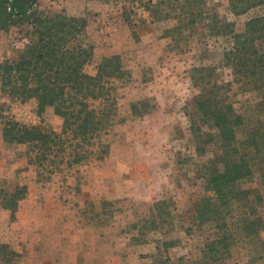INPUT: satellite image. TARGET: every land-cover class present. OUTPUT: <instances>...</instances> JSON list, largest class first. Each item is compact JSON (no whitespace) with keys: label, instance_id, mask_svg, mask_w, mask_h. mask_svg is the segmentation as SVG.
Wrapping results in <instances>:
<instances>
[{"label":"rangeland","instance_id":"1","mask_svg":"<svg viewBox=\"0 0 264 264\" xmlns=\"http://www.w3.org/2000/svg\"><path fill=\"white\" fill-rule=\"evenodd\" d=\"M205 1L212 12L234 22L238 32L248 20L264 15V7L235 16L232 0ZM149 2L41 0L40 10L47 14L88 20L85 41L94 47L88 74L95 76L104 58L117 55L127 75L115 83L113 123L102 136L109 147L103 160L95 153L69 166L68 150L63 164L32 165L27 146L5 142L0 122V264H161L167 256L156 258L158 241L170 236L180 240L168 252L170 258L200 256L209 228L191 234L185 229L192 226L195 204L205 195L200 170L215 158L217 147L210 144L199 154L194 142L188 112H195L193 97L200 90L191 81V70L214 66L219 82H233L232 70L223 64L231 42L202 30L175 40L167 32L177 22L154 21L146 10ZM29 40L27 28L1 33L0 64L19 60ZM1 91L0 83L6 117L62 131L63 120L52 109L41 116L35 99L22 102ZM231 102L248 127L264 120V88L247 91L233 84ZM23 186L27 195L15 208L17 188ZM251 187L264 194L261 183ZM162 201L172 213L174 229L168 224L164 229L170 236L141 234L136 225ZM259 212L264 218V205ZM224 264H264V230L260 242L234 246Z\"/></svg>","mask_w":264,"mask_h":264},{"label":"trees","instance_id":"2","mask_svg":"<svg viewBox=\"0 0 264 264\" xmlns=\"http://www.w3.org/2000/svg\"><path fill=\"white\" fill-rule=\"evenodd\" d=\"M141 1L129 0L133 4ZM40 2L0 0V34L12 27L27 28L30 37L19 60L0 64L1 92L22 102L35 99L38 113L42 116L52 109L63 120V128L61 132L45 131L21 124L6 117L0 106L5 142L27 146L29 162L42 168L47 163H65L68 150L72 151L69 166L95 153L103 160L109 147L102 136L113 123L115 83L127 75L122 59L117 55L104 58L97 74H88L86 67L94 58V47L85 41L88 20L47 14L40 10ZM261 7L264 0H232L230 8L233 15L242 16ZM146 10L154 21L177 22L167 32L175 40L193 37L200 30L209 37L228 38L231 46L224 51L223 64L232 70L234 80L219 82L214 66L191 70V81L200 90L193 97L195 112H188L194 142L199 154L205 153L210 144L217 147L215 158L200 170L205 195L195 204L192 226L185 229L191 234L195 229L209 228L200 256H168L180 240L164 233L166 224L174 229L172 213L164 201L156 203L144 223L136 227L143 235L162 232L170 236L158 241L156 258L167 256L161 264H224L234 246L243 241L260 242L264 230L259 212L264 194L251 187L257 183L264 187V120L248 127L231 102L233 84L247 91L264 88V15L248 20L244 30L238 32L234 22L212 12L205 0H150ZM94 102L104 107L97 109ZM17 190L15 208L28 188ZM5 258L9 260L10 256Z\"/></svg>","mask_w":264,"mask_h":264}]
</instances>
